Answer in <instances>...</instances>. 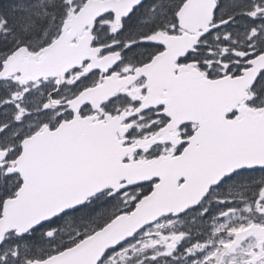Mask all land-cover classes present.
I'll return each mask as SVG.
<instances>
[{
	"label": "snow or ice",
	"instance_id": "1",
	"mask_svg": "<svg viewBox=\"0 0 264 264\" xmlns=\"http://www.w3.org/2000/svg\"><path fill=\"white\" fill-rule=\"evenodd\" d=\"M0 264H264V0H0Z\"/></svg>",
	"mask_w": 264,
	"mask_h": 264
}]
</instances>
